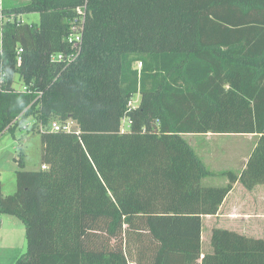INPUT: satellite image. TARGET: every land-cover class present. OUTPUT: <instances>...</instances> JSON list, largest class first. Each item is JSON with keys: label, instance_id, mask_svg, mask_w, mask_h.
<instances>
[{"label": "trees", "instance_id": "16d2710c", "mask_svg": "<svg viewBox=\"0 0 264 264\" xmlns=\"http://www.w3.org/2000/svg\"><path fill=\"white\" fill-rule=\"evenodd\" d=\"M0 15L14 17L0 29V135L31 119L42 142L39 169L16 159L14 193L0 179V218L26 226L15 264H264V238L219 227L201 258L203 215L236 182L264 184V0H28ZM209 133L257 137L225 184H204L186 138Z\"/></svg>", "mask_w": 264, "mask_h": 264}, {"label": "rangeland", "instance_id": "374dc122", "mask_svg": "<svg viewBox=\"0 0 264 264\" xmlns=\"http://www.w3.org/2000/svg\"><path fill=\"white\" fill-rule=\"evenodd\" d=\"M3 6L11 8L24 4L28 0H2ZM6 20L0 15L1 24ZM24 22L38 24L39 13H27L23 15ZM1 37V31H0ZM17 78V77H16ZM24 85L18 83L17 87ZM140 94H136L133 104H138ZM72 128H77L75 123ZM32 120H27L22 126L14 131H6L0 135V179L4 195H9L17 190L16 171L20 169L16 160L23 154L24 169L36 170L41 167L42 142L38 133L32 131ZM187 140L201 155L210 171L216 173L232 169L240 171L242 165L247 162L249 155L256 143L257 137L252 134H215L187 135ZM204 184L220 185L224 180L206 178ZM236 196H242L241 188L236 189ZM255 208L264 210V200ZM207 222H209L207 220ZM27 251L26 226L23 221L12 214H4L0 218V264H15L19 257Z\"/></svg>", "mask_w": 264, "mask_h": 264}, {"label": "crops", "instance_id": "0c3cea01", "mask_svg": "<svg viewBox=\"0 0 264 264\" xmlns=\"http://www.w3.org/2000/svg\"><path fill=\"white\" fill-rule=\"evenodd\" d=\"M245 165L246 163L242 165L238 173L243 170ZM228 170L232 169L225 171ZM223 172L216 173L212 171L203 180L209 177L213 180H224L222 184H225L228 178ZM238 188H241L243 192L241 197L235 194ZM262 199L264 200V184L257 185L252 191H249L240 181L236 182L218 212L214 215H203L202 217L201 258L206 254H211L214 250L211 244L214 227L232 230L248 237L264 238V210L255 208L256 201L259 203Z\"/></svg>", "mask_w": 264, "mask_h": 264}, {"label": "built area", "instance_id": "2783aa9c", "mask_svg": "<svg viewBox=\"0 0 264 264\" xmlns=\"http://www.w3.org/2000/svg\"><path fill=\"white\" fill-rule=\"evenodd\" d=\"M3 6V1L0 0V8H2ZM3 15H1L2 17ZM86 16H87V6L86 5H82L77 7V15H75V17L71 20V28H70V32L67 35V41L68 43H70L73 46H79L82 42V30L84 28V23L86 20ZM4 17V16H3ZM6 20H13L14 17L11 16L10 18L5 17ZM0 52H2V48H1V37H0ZM24 52V49L22 47L18 48L17 50V62L18 64H21L22 62V54ZM52 58H58V59H62L63 55H58L53 56ZM139 66H141V63H139ZM53 130L55 131H59V130H66V131H70L72 130V126H71V122L66 123L65 125H62L60 123L54 122L52 125ZM43 168H46L45 165H43Z\"/></svg>", "mask_w": 264, "mask_h": 264}]
</instances>
